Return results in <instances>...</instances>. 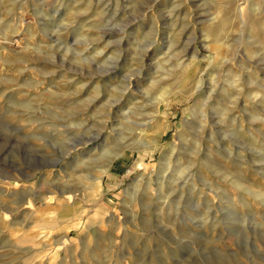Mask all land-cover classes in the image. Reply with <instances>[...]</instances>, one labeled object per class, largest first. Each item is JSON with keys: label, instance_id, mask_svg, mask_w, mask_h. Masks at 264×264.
<instances>
[{"label": "rangeland", "instance_id": "1", "mask_svg": "<svg viewBox=\"0 0 264 264\" xmlns=\"http://www.w3.org/2000/svg\"><path fill=\"white\" fill-rule=\"evenodd\" d=\"M0 264H264V0H0Z\"/></svg>", "mask_w": 264, "mask_h": 264}, {"label": "bare ground", "instance_id": "2", "mask_svg": "<svg viewBox=\"0 0 264 264\" xmlns=\"http://www.w3.org/2000/svg\"><path fill=\"white\" fill-rule=\"evenodd\" d=\"M30 209V208H29Z\"/></svg>", "mask_w": 264, "mask_h": 264}]
</instances>
